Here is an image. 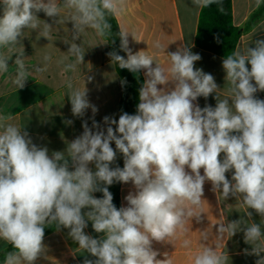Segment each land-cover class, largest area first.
<instances>
[{
  "label": "clouds",
  "instance_id": "9594fccd",
  "mask_svg": "<svg viewBox=\"0 0 264 264\" xmlns=\"http://www.w3.org/2000/svg\"><path fill=\"white\" fill-rule=\"evenodd\" d=\"M192 2L198 8L216 4L224 12L222 0ZM262 2L256 0V6ZM123 11L124 0H0V48L7 50L0 52V72L15 64L12 83L23 89L29 76L22 44L25 30L49 41L60 24L71 28L70 38L63 40L68 56L57 63L66 72L75 71L85 63V30L108 38L100 44H114L110 18ZM129 34L123 29L118 33L126 58L115 50L107 55L120 69L144 72L136 114L123 112L118 120L105 116L102 127L86 88L93 77L85 76L83 89L68 80L73 116L83 118L91 108L92 123L89 127L84 120L82 134L51 154L46 146L33 143L11 115H0V240L14 249L5 254L4 264H35L46 253L45 229L50 226L68 230L77 248L88 254L82 264H172L167 253L157 258L153 243H171L188 231L189 221H200L206 182L224 200L234 198L248 209L239 219L215 224L218 240L243 233L244 243L251 246L245 255L264 264V100L256 96L264 91V38L223 59L229 96L215 95V107L201 108L197 99H207L219 87L213 75L195 67L200 55L187 45L178 47L166 53V70L155 54L133 53ZM154 48L165 51L159 41ZM69 57L74 62L66 63ZM50 63L51 56L45 54L31 67L42 74ZM117 153L123 156V168L112 167ZM115 182H130L135 189L125 197L127 206L119 209L109 191ZM96 192L102 198L95 197ZM253 213L261 223L252 220ZM88 222L98 236L85 232ZM208 239L204 233L203 240ZM189 243L183 240L185 248ZM220 247H202L194 264H229Z\"/></svg>",
  "mask_w": 264,
  "mask_h": 264
},
{
  "label": "crops",
  "instance_id": "0c3cea01",
  "mask_svg": "<svg viewBox=\"0 0 264 264\" xmlns=\"http://www.w3.org/2000/svg\"><path fill=\"white\" fill-rule=\"evenodd\" d=\"M233 22L242 29L235 51H241L248 46H254L257 39L264 38V16L257 20L250 28L245 25L250 15L258 8L256 0H232ZM202 8L196 7L192 0H124V11L115 19L119 29L130 33L128 46L133 53L145 51L155 54L157 62L166 70L170 67L168 52H174L178 47L187 45L194 54H199L201 59L195 62V67L205 73L213 75L218 85V90L207 99L199 97L196 103L201 107L210 105L215 107V95L219 99L229 96V85L225 82V72L222 68L223 57L206 51L196 46L195 39L199 15ZM65 14L62 11L61 15ZM39 17L48 18L40 13ZM43 22V21H42ZM48 22H51L50 20ZM71 24L54 26L51 40L38 39V34L31 30H25L22 44L25 48L24 62L28 66V80L23 89H17L12 83L15 78V64L10 63L7 72H0V115H11L13 123L25 127L33 143L38 146H46L49 154L53 151H63L68 142L74 140L83 132L82 122L88 121L91 127V108L86 111L83 118L73 116L71 104L67 97V82L71 80L74 87H85V76H92L91 82L86 81L88 99L98 109L95 120L103 127V118L110 116L119 119V104L121 87L115 65L111 63L107 55L108 44L104 38L96 35L92 29H86L81 44L86 50L85 63L77 65L75 71H64V65L58 64L61 57L68 56L63 40L70 38ZM133 34L137 40L131 35ZM159 41L164 50H157L154 44ZM98 44V45H97ZM93 46V47H90ZM0 48V52H6ZM51 56V63L44 73H36L32 65L40 64L42 57ZM67 62H74V57H69ZM155 66V65H153ZM143 82L144 72L141 71ZM257 98L264 100L261 91L256 93ZM72 121L71 124L67 123ZM115 127V126H113ZM112 147L115 149L114 142ZM119 161L118 154L115 167ZM90 167L94 166L90 165ZM202 172V170H201ZM203 174V172H202ZM231 178V173L227 174ZM210 182L204 186V201L201 206V219L195 218L187 224L188 231L170 242H154L153 248L160 255L158 259H164L167 253L172 264H194V255L204 246L220 244V250L229 256V264H255V256L245 255L244 249L251 248L244 243L243 233H237L233 237H224L218 240L216 236L217 223L230 222L244 216L248 209L240 201L233 199L224 200L219 193L212 190ZM134 186L129 182L121 183L119 189L120 204L127 206L125 197L134 192ZM101 192L94 193L97 198H102ZM252 220L261 223V218L253 213ZM249 221V223L252 222ZM264 230V224H262ZM85 232L93 237L98 236L88 222ZM207 233L209 239L203 240V234ZM190 241L189 246H183V240ZM44 244L46 253L35 264H82L88 255L77 248V245L68 237V230L57 231L53 226L45 234ZM9 243L0 240V264H4V252ZM90 259L92 257L89 256Z\"/></svg>",
  "mask_w": 264,
  "mask_h": 264
},
{
  "label": "trees",
  "instance_id": "16d2710c",
  "mask_svg": "<svg viewBox=\"0 0 264 264\" xmlns=\"http://www.w3.org/2000/svg\"><path fill=\"white\" fill-rule=\"evenodd\" d=\"M222 3L224 8L223 13L218 10V6L216 4L201 9L195 44L201 49L226 58L228 55L235 52L237 43L242 34V29L235 26L233 22L232 0H222ZM263 16L264 2H262L260 6L250 15L245 25V29L250 28ZM110 23L112 24V39H114L115 43H108L109 50H115L118 54L125 56L126 58V53L120 50V39L118 36L120 29L115 17L110 18ZM104 39L108 40L107 37ZM115 68L121 87V98L119 104L120 114L123 112L136 114L137 105L139 103V89L143 84V76L141 72L132 73L127 69H120L117 65H115ZM122 81H125L126 83L122 84ZM261 93L264 96V91H261ZM117 154L119 161L116 166L123 168V156L120 153ZM120 186L121 183L119 182H115L113 185L109 186V191L113 195V203L118 209L121 207L119 198ZM52 227L53 226L47 227L45 229V234H47ZM13 250L14 249L10 244L3 255L5 256L7 252Z\"/></svg>",
  "mask_w": 264,
  "mask_h": 264
}]
</instances>
